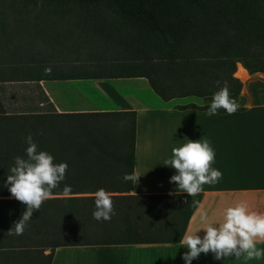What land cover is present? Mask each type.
I'll use <instances>...</instances> for the list:
<instances>
[{"label": "trees", "instance_id": "1", "mask_svg": "<svg viewBox=\"0 0 264 264\" xmlns=\"http://www.w3.org/2000/svg\"><path fill=\"white\" fill-rule=\"evenodd\" d=\"M26 11L36 26L74 16L101 42L90 71L51 68L46 75L44 64L0 57V264H50L58 246L179 241L200 194L129 193L123 176L133 170L134 110L57 111L38 82L143 78L162 101L214 95L224 82L238 94L237 60L249 72H264V0H0L4 37ZM29 134L68 168L53 198L17 235L14 224L27 206L5 182L15 157L26 158ZM100 188L113 199L110 221L93 218Z\"/></svg>", "mask_w": 264, "mask_h": 264}, {"label": "crops", "instance_id": "2", "mask_svg": "<svg viewBox=\"0 0 264 264\" xmlns=\"http://www.w3.org/2000/svg\"><path fill=\"white\" fill-rule=\"evenodd\" d=\"M237 61L236 70L240 66L243 73L238 76L234 73V76L240 80L241 88L238 94L230 96L240 109L232 115L223 112L209 116L207 110L177 108L188 103L211 104L213 95L192 97L194 101L181 103L174 101L176 98L162 101L158 97L159 100L137 102L126 90L135 88V81L146 82L143 78L64 81L66 86L71 81L83 85L91 83L95 89L106 93L111 100L109 107L98 105L84 88L76 89L71 85L70 90L78 96L79 103L78 107L69 109L55 102L56 81L40 80L38 85L57 111L134 110L132 173L135 171L141 176L136 184L131 182L130 194L185 193L178 191L175 183H170L176 170L164 162L172 157L174 147L187 140L207 137L211 141L215 150L212 167L222 172V178L214 185L202 186L200 200L188 218L181 240L189 230L201 227L198 223L201 211H207L210 219L222 223L227 207L245 201L251 211L264 213V72H249L241 60ZM204 234L203 229L197 233L201 237ZM180 240L58 246L53 250L50 264H185L182 256L188 249ZM257 247L264 248V244ZM192 264H264V258L246 261L242 255L239 260L234 256L216 260L212 253H201Z\"/></svg>", "mask_w": 264, "mask_h": 264}, {"label": "clouds", "instance_id": "3", "mask_svg": "<svg viewBox=\"0 0 264 264\" xmlns=\"http://www.w3.org/2000/svg\"><path fill=\"white\" fill-rule=\"evenodd\" d=\"M45 74L50 75L51 68H46ZM217 84L220 82L217 81ZM220 109L229 115L239 109L238 102L230 96L227 82L214 93L207 115H216ZM25 139L28 145L26 158L15 157L14 166L5 182L11 196L27 206L21 219L14 224L17 235L23 234L33 212L40 210L46 200L53 198V190L65 179L68 168L67 163H55L52 154L39 150L31 134ZM214 160L215 150L211 141L203 137L195 141L187 140L181 146L174 147L172 157L164 165L176 170V174L170 177V183H175L178 191L194 197L203 191V185H214L222 178V172L212 167ZM140 176L133 171L132 174H125L123 180L136 184ZM70 192L71 186L65 185L64 195ZM94 197L93 218L97 221H110L115 215L111 194L100 188ZM198 223L201 227L189 230L180 240L188 249L182 256L185 264H192L201 253H212L216 260L232 256L239 260L242 255L246 261L264 258V248L257 247V244H264V213L251 211L247 202L241 201L227 207L222 223L210 219L207 211H201ZM201 229L205 233L203 237L197 235Z\"/></svg>", "mask_w": 264, "mask_h": 264}, {"label": "rangeland", "instance_id": "4", "mask_svg": "<svg viewBox=\"0 0 264 264\" xmlns=\"http://www.w3.org/2000/svg\"><path fill=\"white\" fill-rule=\"evenodd\" d=\"M33 15L32 11H26L23 15H15V25L6 28V32L11 34L8 35L9 38L7 36L4 37L3 30L0 29V57L6 60L14 59L21 62L41 63L53 69L68 70L70 68H79L87 71L92 69V65L95 63L92 51L97 49L96 45L101 41H98L97 37L90 31L83 29L85 28L83 21L74 16L69 18H50L47 20L51 21L54 24L53 26H50L51 23H44L46 26H36L31 23L35 20ZM17 21L23 24L18 26L16 25ZM236 67L237 64L235 63V70ZM240 69V66H238L237 71L239 72ZM135 83V88L126 90V93L133 97L135 101L150 102L152 99L159 98L152 92L146 82L139 84V82L135 81ZM55 84L58 85V89L54 99L61 106L64 105V107H69V109L78 107L79 99L70 90L69 86L71 85L76 89L84 88L86 94L98 105L104 107L111 105V100L107 98L106 93L95 89L91 83L83 85L82 83L79 84V81H71L67 84L69 86H66L64 81H56ZM80 85L83 86L80 87ZM19 87L20 89H17V92L25 93V86ZM68 95L70 98H68ZM187 100L194 101V98L174 99V101L180 103Z\"/></svg>", "mask_w": 264, "mask_h": 264}]
</instances>
